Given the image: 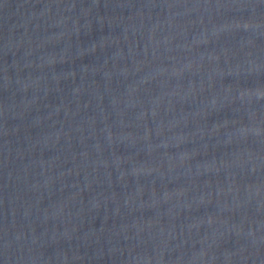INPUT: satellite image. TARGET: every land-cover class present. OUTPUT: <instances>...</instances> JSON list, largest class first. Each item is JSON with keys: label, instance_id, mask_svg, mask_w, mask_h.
<instances>
[{"label": "water", "instance_id": "obj_1", "mask_svg": "<svg viewBox=\"0 0 264 264\" xmlns=\"http://www.w3.org/2000/svg\"><path fill=\"white\" fill-rule=\"evenodd\" d=\"M0 264H264V0H0Z\"/></svg>", "mask_w": 264, "mask_h": 264}]
</instances>
